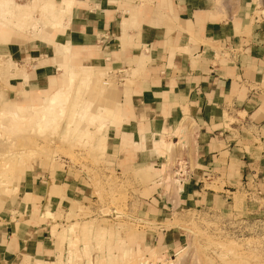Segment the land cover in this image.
Instances as JSON below:
<instances>
[{"label":"crops","instance_id":"crops-1","mask_svg":"<svg viewBox=\"0 0 264 264\" xmlns=\"http://www.w3.org/2000/svg\"><path fill=\"white\" fill-rule=\"evenodd\" d=\"M0 9L20 13L4 16L14 27L0 19L11 94L26 98L12 110L45 103L65 83L63 67L123 71L116 107L110 96L97 105L109 122L94 146L107 175L142 182L139 246L170 254L182 241L172 216L231 203L236 190L255 193L260 205L246 208L264 214V0H2ZM35 9L46 16L32 29ZM169 160L175 192L162 183ZM78 171L31 163L3 189L0 264L55 258L66 218L91 199Z\"/></svg>","mask_w":264,"mask_h":264},{"label":"rangeland","instance_id":"rangeland-1","mask_svg":"<svg viewBox=\"0 0 264 264\" xmlns=\"http://www.w3.org/2000/svg\"><path fill=\"white\" fill-rule=\"evenodd\" d=\"M9 1L14 6L29 5L31 1L40 3V0ZM36 14L39 19L46 16L35 9L31 14L32 29L37 28ZM5 18L0 16L4 26L14 27L15 19L8 22ZM17 67L23 69L24 65H14V71ZM8 69L11 68L2 65L0 60V113L26 100L11 94L8 82L12 75ZM116 72L101 70L100 74L92 75L95 80L87 86H84L86 75L75 83L64 119L60 121L8 130L3 125L4 115L0 114V163L15 159L13 184L29 164L40 161L65 163L89 179L91 199L85 205H78L76 215L66 218L57 237L56 256L47 264H264V214L246 208L250 203L260 205V200L255 193L247 194L243 190L231 195V203L220 202L218 207L172 216L169 221L179 227L182 241L170 254L162 256L137 244L143 232L136 212L137 188L142 182L105 173L101 149L94 146L99 136L97 123L91 125L86 117L76 131L72 124L66 126L76 97L83 104L90 97L94 110L99 104L103 107L105 98L110 96L109 105L112 109L116 107V91L124 82L119 78L125 77ZM86 133L89 134L85 139L81 138ZM21 154L26 158L23 164L17 163ZM175 174L173 160H169L168 170L162 177L163 187L168 191L176 190ZM5 187L0 186V193Z\"/></svg>","mask_w":264,"mask_h":264},{"label":"bare ground","instance_id":"bare-ground-1","mask_svg":"<svg viewBox=\"0 0 264 264\" xmlns=\"http://www.w3.org/2000/svg\"><path fill=\"white\" fill-rule=\"evenodd\" d=\"M0 15L2 17L14 16V15L19 16L20 13H14L6 9H0ZM100 73L101 72L94 70L91 66L76 65V66L69 67L67 70V77L64 80L65 83L60 85L54 91H52L47 97V100L45 103L31 105L26 113H22L21 111L19 112L17 110H12V109L2 111L0 114L4 115V118H5V119L4 118L2 119L5 121L3 125L8 130H11V129L20 130L22 127L32 124V123H35V124L44 123V122L49 123V122H57V121L64 119V115L66 112V106H67L66 104L69 101L72 87L75 83H77L79 76L81 75L87 76V77L85 76L86 78L85 86H87L88 84H90L92 81L95 80V77L93 78L92 75H98ZM84 101L86 102H84L83 104L81 100L76 97L74 99L73 105L72 106L69 105L70 108L72 109V110L70 109L71 116L68 122L66 120L67 125L66 124L65 125L67 127H70L72 124L73 131H76L79 128V124L81 120L88 117L91 125H94L96 123L99 125V127L97 126L98 128L96 127V129H97L98 134L101 135L104 127L106 126L107 118L102 114V110L100 106H97L94 110H92L91 109L92 101L88 99ZM97 132L95 134H97ZM88 134L89 133H86L83 137L81 136V138L85 139V137ZM14 160H15L14 158L8 159L6 162H3L2 164L0 163V186H5V185L8 187L11 186V180H12L14 170H15ZM25 160L26 158H23V155L21 154L20 159L17 163L23 164Z\"/></svg>","mask_w":264,"mask_h":264},{"label":"built area","instance_id":"built-area-1","mask_svg":"<svg viewBox=\"0 0 264 264\" xmlns=\"http://www.w3.org/2000/svg\"><path fill=\"white\" fill-rule=\"evenodd\" d=\"M17 1H26V0H17ZM122 72H123V71L119 70V71H117L116 73H117V74H120V75H124ZM109 73H112V71H109ZM121 79H122V80H121ZM119 81H123V78H119ZM177 171L181 173L180 169H178Z\"/></svg>","mask_w":264,"mask_h":264}]
</instances>
